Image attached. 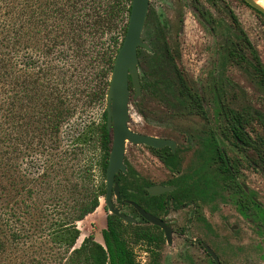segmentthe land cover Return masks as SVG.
Wrapping results in <instances>:
<instances>
[{"label": "rangeland", "instance_id": "obj_1", "mask_svg": "<svg viewBox=\"0 0 264 264\" xmlns=\"http://www.w3.org/2000/svg\"><path fill=\"white\" fill-rule=\"evenodd\" d=\"M1 6L0 1V20L4 19ZM151 10L156 15L147 22L144 39L155 50L168 43L188 85L205 96L207 117L174 114L144 91L136 101L132 99L130 127L174 139L183 159L181 172L200 160L203 144L199 138L215 133L239 182L254 191L264 207V157L254 148H239L223 133V110L231 107L250 118L245 132L264 142V88L253 66L251 47L244 39L250 40L264 64V14L244 0H152ZM158 20L165 31L164 39L157 37ZM235 45L244 55L239 61L228 55ZM149 56L143 53L140 62L144 79L157 70ZM12 58L11 70L15 69L14 54ZM12 88L15 96L14 83ZM11 106L9 117L0 111V264H63L71 251L53 240V232L57 220L64 216L62 212L72 209L73 203L68 199L57 208L47 204L53 195L43 181L47 152L33 135V128L27 126V114H22L19 101ZM104 106L107 108V102ZM103 111L104 107L80 106L72 121L100 120ZM65 136L63 128L61 146H68ZM126 160L135 173L153 183L165 184L178 173L144 145L128 143ZM135 173L130 172L132 176ZM237 199V195L225 191L216 202L200 204L197 211L193 206L169 210L165 215L173 225V242L169 244L166 237L159 246L139 241L133 245L136 260L148 264L156 254L160 264H214L202 245L206 242L222 264H264V220L261 214L258 218L245 216ZM116 206L133 218L124 219L125 225L150 226L131 206H119L117 202ZM109 214L102 197L97 210L77 222L81 236L75 247L89 235L104 243L102 230Z\"/></svg>", "mask_w": 264, "mask_h": 264}, {"label": "trees", "instance_id": "obj_2", "mask_svg": "<svg viewBox=\"0 0 264 264\" xmlns=\"http://www.w3.org/2000/svg\"><path fill=\"white\" fill-rule=\"evenodd\" d=\"M0 1L4 17L0 20V111L11 116V103L19 101L22 114L28 115L27 126L33 128V135L47 152L43 181L53 193V204H47L57 208L68 199L73 203L72 209L62 212L64 216L57 220L53 232V240L71 251L63 264H140L133 245L143 241L159 246L164 241L162 232L140 229L133 223L125 225L116 215L108 217L102 230L104 243L89 235L75 247L81 236L77 222L94 213L106 194L104 181L113 140L104 105L115 59L128 30L132 0ZM244 39L251 47L253 66L264 88L260 54L249 39ZM13 54L15 69L11 70ZM228 55L238 61L244 58L236 45ZM155 65L160 75L150 84V93L174 96L168 101L176 110L204 115L202 95L183 81L168 49L158 55ZM158 82L165 83V88ZM80 106L104 107V111L100 120L72 121ZM223 111L225 136L239 148H254L264 157L263 140H252L245 132L250 118L231 107ZM63 128L68 146H61ZM150 149L166 164L176 165L178 153L169 147ZM210 159L222 164L207 174V199L231 190L239 195L244 215L258 218L261 214L264 220V207L254 192H246L238 182L225 152L212 146ZM116 182L120 201L131 199L157 213L184 205L190 196L201 194L200 179L192 184L174 181L177 188L159 196L149 195L142 185L128 181L124 173L117 174ZM2 248L0 241V252ZM148 264H160L156 254Z\"/></svg>", "mask_w": 264, "mask_h": 264}, {"label": "water", "instance_id": "obj_3", "mask_svg": "<svg viewBox=\"0 0 264 264\" xmlns=\"http://www.w3.org/2000/svg\"><path fill=\"white\" fill-rule=\"evenodd\" d=\"M251 6L264 13V8L258 0H245ZM150 0H132L131 15L128 30L121 48L116 56L114 68L111 75L110 86L107 100V125L113 136L112 150L109 159V165L106 174L107 195L106 202L113 213L119 214L124 219L133 221V218L119 213L112 201V192L115 186L118 192V185H115V176L120 170H126L124 163L126 146L128 142L135 144H146L156 148L170 145L174 150L176 143L171 139L160 138L157 136L141 134L133 131L129 127L130 119V76L132 77L136 97L141 93L139 76V57L138 47L144 46L151 50L149 45L143 41L142 35L145 28L147 14L149 11ZM171 186L154 185L148 188L151 194H161L171 190ZM138 211L151 223L160 225L165 230L168 242L173 241V231L164 220L147 212L139 204L131 202ZM205 247L213 256L217 264H221L216 252L208 245Z\"/></svg>", "mask_w": 264, "mask_h": 264}, {"label": "flooded vegetation", "instance_id": "obj_4", "mask_svg": "<svg viewBox=\"0 0 264 264\" xmlns=\"http://www.w3.org/2000/svg\"><path fill=\"white\" fill-rule=\"evenodd\" d=\"M245 1V0H244ZM151 2L152 0H150V6H149V11H148V14H147V20H146V24H145V27L147 25V22L149 20V18H153L156 14L152 12L151 10ZM246 2V1H245ZM247 3V2H246ZM249 4V3H248ZM250 5V4H249ZM251 6V5H250ZM253 7V6H252ZM254 8V7H253ZM256 9V8H255ZM263 13V12H262ZM156 29H157V37L159 39H164L165 38V31L163 29V26H162V22L160 20H158V22L156 23ZM144 31H145V28H144ZM143 31V33H144ZM142 39L144 42H146L149 47L151 48V50H148L147 48H145L144 46H139L138 47V57H139V76H140V86H141V93L136 97V89H135V86H134V83H133V80H132V77L130 76V83H129V87H130V104H129V111H130V119H131V110H130V106H131V103H132V99H133V102L136 101L139 97H141L142 93L145 91H147L150 95V97L152 99H156L158 100L160 103H162V105L168 109L169 111H171L172 113L174 114H177V115H180V116H183V115H198V116H201L203 118L207 117V110L206 108L204 107V102H205V96L202 95V99H203V110L205 111L204 115H201L199 113H186V112H181V111H178L175 109L174 105H173V102L169 103V99H173L174 96H168V95H153L150 93V87H151V83L154 82L155 79H159V68H157V70H154L155 72H152L151 75L148 77V78H145L143 76H141V73H140V62H141V58L143 56V53H146L147 55H150L151 56V59L153 58V61L155 63V59L158 58V55H162L163 53L166 52V49L169 50V52L171 53V56L174 60V63H175V66L177 67V70H178V73L184 78L178 64H177V61L175 59V57L173 56L172 54V51H171V48L170 46L168 45L167 42L164 43V46L160 49H157L155 50L154 47L152 46V44L150 42H148L147 40L144 39L143 35H142ZM149 56V57H150ZM236 60V59H235ZM183 81H185V83H187L186 79L184 78ZM159 85L162 87V88H165V83L163 82H158ZM188 84V83H187ZM222 108L223 106L220 108V111L222 112ZM129 119V121H130ZM130 127V125H129ZM131 128V127H130ZM132 129V128H131ZM133 130V129H132ZM135 131V130H133ZM138 132V131H136ZM138 133H141V134H146V135H151V134H147V133H143V132H138ZM112 136V134H111ZM152 136H156V135H152ZM157 137H160V136H157ZM160 138H166V139H171L173 140L175 143H176V148L175 150L170 146V145H167L165 147H169L172 152L174 153H178L177 155V163L176 165H168L165 163V161H163L160 156H158L155 152H153L150 147H153V146H150V145H146V144H135V143H131V142H128V143H131V144H135V145H144V146H147L148 149L158 158L159 161H161L164 165H166L171 171L173 172H178L177 175L175 177H173L171 180H169L167 183L165 184H161V185H167V186H171L172 189L167 191V192H164V193H161V194H156V195H153L150 193V191L148 190L149 187L151 186H154V185H158V183H153L149 180H146V178H143L141 177L139 174L135 173V169L133 168V166H131V164L126 160V153H125V159H124V163L126 165V170H120L119 173H124L125 174V177L128 181H131V182H134V183H137L139 185H142L143 188L148 192L149 195L151 196H159V195H163V194H166L168 192H171L173 190H175L177 187L175 185H173V182L174 181H179V182H186V183H189V184H192L194 181H196L197 179H200L201 181V194L199 196H197V194L195 193V195H192L190 196V199L188 201V203H185L184 205H181L179 207H175V206H170L168 207V209L166 211H163V212H152L150 210H148L146 207H144L143 205L139 204L138 202L136 201H133L131 199H123L122 201L119 200V196H120V187H119V184L116 182V176H115V185H118V192H116L115 190V186L113 188V192H112V201H113V205L115 206V208L119 209V213L120 214H123L122 211L120 210V208L118 206H116V202L119 204V206H131V209L134 210V212H136L145 222H147L150 226H143L141 224H139L138 228L140 229H150V230H153V229H157V230H160L163 234H164V238L166 237V240L168 242V239H167V236H166V233H165V230L163 229V227H161L160 225H157V224H154V223H151L149 220H147L139 211L138 209L131 203V202H135L137 204H139L143 209H145L147 212L149 213H152L154 214L155 216L161 218L162 220L165 221V223L170 226L172 228V231H173V235H174V229H173V225L172 223H170V221L167 219V216L165 215L166 213L169 212V210L171 209H174V210H178V209H181V208H184V207H188V206H193L196 211L198 210V206L200 204H207V202H216L220 196H222V194L227 191V192H231V190H223V191H220V193H217L215 195V198L213 200H208L207 199V182H206V179H207V174L209 172V170H213V169H218V167L222 164V161L221 160H212L210 159V156H211V147L212 146H219V148L221 149V151H224L225 152V157H226V160L230 163V158L228 157V154L227 152L225 151V149L219 144L216 136H215V133H212L209 137L206 136V137H200L199 140L202 142L203 144V148L201 150V154H200V160L197 161V165L193 166L192 168L190 167L188 169V171H185V172H181V168H182V161L183 159L181 158V155H180V150L179 148L177 147V142L172 139V138H167V137H160ZM112 140H113V136H112ZM252 140H254L252 138ZM127 143V144H128ZM238 146V145H237ZM165 147H161V148H165ZM127 148V146H126ZM153 148H156V147H153ZM161 148H156V149H161ZM210 149V152L208 151ZM232 170L235 171V175H236V170L232 167ZM130 172H133L135 173V175L133 174H130ZM237 178V176H236ZM238 180V178H237ZM239 182V180H238ZM240 184L244 187L245 191L250 193V192H254V191H250V190H247L246 186L240 182ZM233 194L237 195L238 199H237V203L239 204L240 206V203H239V195L237 193H234L232 192ZM255 193V192H254ZM106 195H107V184H106V194L105 196H103L105 198V202H106ZM256 197V196H255ZM102 198V197H101ZM257 200V199H256ZM258 201V200H257ZM259 203V202H258ZM106 208H108V210L111 212V214H109L107 216V220H108V217H110L111 215H116L118 216L119 218H121L122 220H124V218L122 216H120L119 214H116V213H113L110 208L108 207L107 205V202H106ZM240 211H241V207H240ZM242 212V211H241ZM243 213V212H242ZM164 214V215H162ZM124 215V214H123ZM246 216V215H245ZM249 217V216H248ZM158 233V232H157ZM173 242V241H172ZM171 242V243H172ZM169 243V242H168ZM169 243V244H171ZM205 244H208L206 242H202V245L204 247V249L206 250V252L211 256L212 258V261L214 264H217V262L215 261V259L213 258V256L209 253V251L207 250V248L205 247ZM209 245V244H208ZM210 246V245H209ZM211 247V246H210ZM212 248V247H211ZM213 249V248H212ZM214 250V249H213ZM215 251V250H214ZM216 252V251H215ZM217 254V252H216ZM217 256L219 257V255L217 254ZM219 260L221 262V259L219 257ZM222 264V262H221Z\"/></svg>", "mask_w": 264, "mask_h": 264}, {"label": "bare ground", "instance_id": "obj_5", "mask_svg": "<svg viewBox=\"0 0 264 264\" xmlns=\"http://www.w3.org/2000/svg\"><path fill=\"white\" fill-rule=\"evenodd\" d=\"M258 2L261 4V6L264 8V2L263 1H259Z\"/></svg>", "mask_w": 264, "mask_h": 264}]
</instances>
